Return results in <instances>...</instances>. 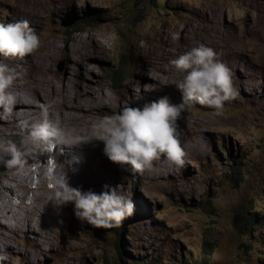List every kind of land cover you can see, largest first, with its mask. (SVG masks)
<instances>
[{"label":"rangeland","instance_id":"obj_1","mask_svg":"<svg viewBox=\"0 0 264 264\" xmlns=\"http://www.w3.org/2000/svg\"><path fill=\"white\" fill-rule=\"evenodd\" d=\"M25 20L40 37L39 49L22 61L0 62L33 60L55 85L114 98L154 87L164 47L184 54L233 33L241 50L222 62L237 95L219 115L199 104L182 113L183 167L161 157L137 174L108 161L93 192L121 189L131 199L135 213L120 227L94 228L73 206L64 208L56 232H11L0 264H264V0H0V24ZM122 53L129 61L122 63ZM118 67L123 78H115ZM245 212L253 220L249 232L235 221Z\"/></svg>","mask_w":264,"mask_h":264},{"label":"bare ground","instance_id":"obj_2","mask_svg":"<svg viewBox=\"0 0 264 264\" xmlns=\"http://www.w3.org/2000/svg\"><path fill=\"white\" fill-rule=\"evenodd\" d=\"M233 36V33L226 34L215 44H201L214 49L224 61L241 50L239 44L235 46L237 40ZM64 49L68 54L73 51L72 47ZM146 51L152 52L151 49ZM180 55L164 47V59L159 60L160 77L154 87L148 92L122 94L116 98L101 92L89 95L88 90L78 84L55 85L45 77V67L33 60L23 66L9 67L18 73V77L10 89L16 95V102L10 113L1 112L0 225L3 220L12 224L10 228H0V247L12 244L10 233L13 231L26 230L38 235L48 230L56 232L65 221L64 208L73 206L71 210L75 214L74 203L57 206L53 202L56 193L61 190L63 179L70 188L93 192L94 185L102 183L97 175L100 178L104 176L109 161L103 151V142L92 140L77 144L91 137L93 126L100 121L101 115L119 113L127 106L142 109L145 104L165 96L172 98L174 104L173 100L181 95L176 84L185 74L177 72L170 61ZM149 57L150 63H158L155 64L154 54ZM44 121L64 130L65 136L60 142L52 143L32 137L34 127ZM187 121L182 114L178 121L179 128H184ZM14 153H18L16 162L8 163ZM17 208L20 209L19 213L15 211Z\"/></svg>","mask_w":264,"mask_h":264},{"label":"clouds","instance_id":"obj_3","mask_svg":"<svg viewBox=\"0 0 264 264\" xmlns=\"http://www.w3.org/2000/svg\"><path fill=\"white\" fill-rule=\"evenodd\" d=\"M40 44L39 35L26 20L7 26L0 24V57L4 60L22 61L34 54ZM170 64L177 72L185 74L176 84L181 93L180 104H172L165 96L145 104L142 109L124 107L119 113L103 117L93 126L91 137L77 145L92 140L103 142L104 154L111 162L130 165L137 174L150 170L161 157L183 167L186 153L180 142L178 123L182 113L199 104L219 115L225 102L235 99L237 92L231 70L214 49L204 44L181 54ZM118 73L123 78L119 67ZM17 77L14 69L0 62V108L5 114L11 112L16 102V95L10 89ZM64 136L63 129L48 121L37 124L32 132L36 140L55 138L60 142ZM17 156L18 153H14L8 163H15ZM53 202L57 206L74 203L76 217L97 229L120 227L126 217L135 213V205L121 194V189H110L100 194L82 192L70 188L65 178Z\"/></svg>","mask_w":264,"mask_h":264},{"label":"trees","instance_id":"obj_4","mask_svg":"<svg viewBox=\"0 0 264 264\" xmlns=\"http://www.w3.org/2000/svg\"><path fill=\"white\" fill-rule=\"evenodd\" d=\"M120 59H121L122 63L124 61L129 60L128 57H127V55H125L124 53L121 54V58ZM114 74H115V78H120L118 71H115ZM236 173L237 174H240V170L239 169H236ZM246 215H247L246 212L245 213L237 214L235 216V221L237 223L240 220H241V222L244 221V223L242 224V227L240 226V228H243L245 231L247 230L249 232V230L251 229V225H253V220L251 218H248ZM119 256H120V252H119ZM137 264H140V263H137Z\"/></svg>","mask_w":264,"mask_h":264}]
</instances>
